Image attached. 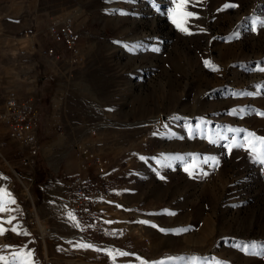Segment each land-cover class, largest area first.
Here are the masks:
<instances>
[{
  "label": "rangeland",
  "instance_id": "1",
  "mask_svg": "<svg viewBox=\"0 0 264 264\" xmlns=\"http://www.w3.org/2000/svg\"><path fill=\"white\" fill-rule=\"evenodd\" d=\"M68 14L75 69L31 49L54 47L47 27ZM261 69L264 0H0V100L37 99L42 144L34 168L20 145L0 148V264H264ZM80 142L126 186L110 224L142 222L147 240L114 245L92 215H57Z\"/></svg>",
  "mask_w": 264,
  "mask_h": 264
},
{
  "label": "built area",
  "instance_id": "2",
  "mask_svg": "<svg viewBox=\"0 0 264 264\" xmlns=\"http://www.w3.org/2000/svg\"><path fill=\"white\" fill-rule=\"evenodd\" d=\"M45 37L55 46L37 48L35 43L31 48L33 53L38 52L41 57L67 63L69 69H75L82 64V33L77 28L75 14L52 21L47 27ZM60 47L67 51V57L59 51ZM40 130L41 118L37 99L15 89L8 90L0 101V148L5 146L4 140L20 145L26 151L21 163L26 168H34L42 152ZM96 136L97 131H90L89 138L94 139ZM73 152L78 162V173L69 181L57 215H92L101 238L114 245L124 243L132 237L147 240L142 222L116 228L109 222L108 209L123 201L127 190L125 185L118 182L119 172L110 159L95 152L86 142L76 144ZM142 214L140 210L134 211L136 218ZM28 226L38 229L44 244L52 236V229L45 227L44 221L35 213L30 214ZM148 243L150 244L149 241ZM99 256L105 257L106 252L99 251Z\"/></svg>",
  "mask_w": 264,
  "mask_h": 264
},
{
  "label": "snow or ice",
  "instance_id": "3",
  "mask_svg": "<svg viewBox=\"0 0 264 264\" xmlns=\"http://www.w3.org/2000/svg\"><path fill=\"white\" fill-rule=\"evenodd\" d=\"M189 2V0H179V6L181 7V8H183V7H185L186 5H187V3ZM225 7H236V5H225ZM185 15L186 16H192L193 14L192 13H185ZM205 64H208V61H205ZM261 71H264V69H261ZM250 135H254V134H250ZM241 147H243V145H240ZM254 147V146H253ZM251 150V149H250ZM259 163H261L262 165H264V157H259ZM13 203H14V201H13ZM3 210V208L2 207H0V211H2ZM9 223H11V221H9ZM3 228L2 227H0V234H3ZM252 248H255L256 247V245L255 244H253L252 246H251ZM0 259H3L2 257H0Z\"/></svg>",
  "mask_w": 264,
  "mask_h": 264
},
{
  "label": "crops",
  "instance_id": "4",
  "mask_svg": "<svg viewBox=\"0 0 264 264\" xmlns=\"http://www.w3.org/2000/svg\"><path fill=\"white\" fill-rule=\"evenodd\" d=\"M24 31L26 32V27H24ZM82 39H83V36H82ZM2 99H3V97H2ZM2 99H1L0 101H2ZM90 131H92V130H90ZM90 131H88L89 134H90ZM73 168H74V167H71L70 170H73ZM75 168H76V171H77V165H76ZM75 168H74V169H75ZM56 182H57V181H50V180H48V181L46 182L45 186H46V187H49V186H51L52 184H56Z\"/></svg>",
  "mask_w": 264,
  "mask_h": 264
}]
</instances>
